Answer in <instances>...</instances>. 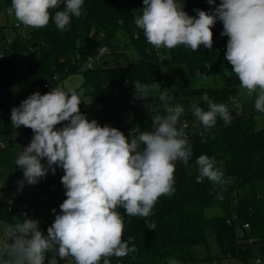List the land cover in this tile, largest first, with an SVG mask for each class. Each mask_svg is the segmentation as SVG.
<instances>
[{"label":"clouds","instance_id":"obj_1","mask_svg":"<svg viewBox=\"0 0 264 264\" xmlns=\"http://www.w3.org/2000/svg\"><path fill=\"white\" fill-rule=\"evenodd\" d=\"M62 2L64 9L53 15L52 10ZM84 3L11 0L8 13L26 28L42 29L53 21L63 32L73 17L82 15ZM207 3L215 5L211 12L196 9L197 15L190 16L179 0H143L144 7L134 23L157 49L183 46L197 52L201 45L212 49V28L221 21V35L228 37L225 59L240 87L249 96L256 94L255 109L264 113V0ZM133 84L138 100L159 92L164 114L152 117L150 131H131L126 136L115 127L90 121L81 113L82 100L77 92L61 87L43 95L37 91L11 109V127L23 126L34 133L15 159V165L23 170L18 191L25 183H38L49 170L55 174L59 167L64 172L61 183L66 199L59 205L60 213L55 214L47 235L40 230L38 220L26 214L18 219L0 242V264H45L49 253L48 264H58L57 257L69 264H111L112 257L119 259L136 251L134 244L129 246L135 237L123 238L124 216L118 209L123 208L130 217H149L161 197L175 192L176 162L187 166L193 153L184 128H178L183 106H172L174 97L155 82L149 85L137 80ZM201 99L207 103V110L198 106L199 102H192L191 109L203 127H214L218 117L225 124L231 122L225 104L214 102L207 93ZM195 163L197 183L205 178L214 186L225 183L215 159L200 155ZM153 228L150 224L149 229Z\"/></svg>","mask_w":264,"mask_h":264},{"label":"trees","instance_id":"obj_2","mask_svg":"<svg viewBox=\"0 0 264 264\" xmlns=\"http://www.w3.org/2000/svg\"><path fill=\"white\" fill-rule=\"evenodd\" d=\"M220 0H216L218 5ZM143 0H85L82 15L73 17L66 30H58L53 21L42 29H28L25 39L15 36L11 50L20 54L30 51V63H12L7 56L0 58V106L10 109L11 85L19 84L22 101L38 90L42 95L51 91L69 75L81 73L87 93L92 96L88 108L108 110V117L129 108L132 119L125 124L123 133L128 136L132 131L139 133L152 130V117L157 113L164 114L159 94L149 95L144 101L135 99L134 81L152 84L161 80L162 67L180 65L185 67L186 78L177 79L168 76L167 82L175 85V90L168 92L174 97L172 106L180 104L184 113L182 120L193 121L191 101L199 102L198 106L207 110V103L202 99L205 93L216 103L225 104L232 120L229 124L217 118L214 127L205 128L200 122V129L189 131L188 140L192 148L189 164L195 163L200 155H207L217 162L225 164V183L214 186L207 178L202 183L196 182L198 171L188 172L187 166L176 162L175 192L163 196L155 205L152 214L145 218L130 217L123 208L118 209L124 216V240L135 237L129 246L135 245L136 251L123 258H111V264H168L175 258L182 264H200L211 260V256L200 258L196 254L199 247H208L209 238L214 236L220 249V257H234L243 264H253L259 255H264V195L257 191L259 183H264V126L258 127L254 111L237 114L236 96L243 89L238 78L232 72L225 76L221 85L195 88L192 81L204 77H216L225 67L224 54L220 46H227V36H222L223 24L217 20L212 28L213 47L211 50L203 45L193 52L183 46L175 49H157L150 45L141 29L135 26L134 20L140 15ZM215 5L207 0H187L184 8L190 16H196V9L211 12ZM64 9L63 2L55 11ZM0 27V53L7 52V45H1L8 36ZM14 30H17L13 26ZM121 30L127 32L130 44L138 53L137 61L130 60L125 65L108 64L96 69H84L82 64L73 63L77 55L87 56L114 39ZM37 43L36 47L33 45ZM165 56L166 58H163ZM201 75L197 77L196 73ZM127 81V83H126ZM235 102V103H234ZM11 126V119H10ZM18 137L11 139L0 154V168L7 167L12 175V188H18V181L23 180V170L15 165L9 152L17 143L24 144L33 131L26 127L16 129ZM201 132L205 136L201 135ZM62 184V183H61ZM29 186L25 183L24 187ZM249 188V197L238 198L234 193ZM238 199L233 207L232 199ZM66 199L62 185V196L59 204L45 217H39L40 230L47 235V228L54 221L55 214L60 213L59 205ZM13 205V204H12ZM0 205V221L9 220L14 227L16 221L24 218L15 217ZM219 208L222 213L209 217L206 211ZM234 210L242 222L250 224L246 241L240 239L234 226L227 224V218ZM154 225L152 230L149 225ZM47 254L45 264L51 259ZM58 264H69L60 260Z\"/></svg>","mask_w":264,"mask_h":264},{"label":"rangeland","instance_id":"obj_3","mask_svg":"<svg viewBox=\"0 0 264 264\" xmlns=\"http://www.w3.org/2000/svg\"><path fill=\"white\" fill-rule=\"evenodd\" d=\"M10 6H11V0H0V25H4V26L8 27L7 29L9 30L10 33H8V31H7V33H8L7 36H9V37L14 36L13 32H11V30H10V27L13 28V26H15L16 24H19L14 19L13 16L9 15L8 8ZM183 6L185 8L187 6V3L185 2ZM24 28H26V27H24ZM26 29L31 30V28H26ZM118 35L119 36H116L114 39H112V42L110 41L107 44L110 52H109V54L104 56L103 63L105 61L115 57L116 54L114 52V49H116L117 46H121L118 49H120L122 52H121V54L118 55L119 58L115 64L120 65V66L125 65L126 63L130 62L129 61L130 55L133 57L134 61H137L139 59L138 53L136 52L135 48L130 44L129 38L127 36V32L125 30H121ZM5 44H6L5 39H3L1 42V45H5ZM30 58H31L30 51H26L23 54L22 67L23 66L26 67L30 63ZM163 58H166V57L163 56ZM224 63H225L224 69L216 77H208V78H205V79L200 80V81L194 80V81H192L191 86H193L195 88H204V87H212V86L221 85L223 83L224 77L232 74V66L225 59V54H224ZM170 75H175V77L177 79H183V78L187 77L184 66H180V65H165V66H163L161 79L166 80V84L160 85L159 80H157L155 83H157L162 90H167L168 92L175 90V85L169 81L167 82L168 76H170ZM60 83H59V85H60ZM149 85H151V84H149ZM157 94H159V92H153L150 95H157ZM200 99H201V97H196L195 101H198ZM255 99H256L255 93L253 95L249 96L247 91L245 89H242L239 92L238 96H236L235 102L237 103V105H236L237 107L239 105H241L242 110H244V113L249 112V111H254L255 117L258 121V127H263L264 126V121H263L264 120V114L258 113L257 110L255 109V107H254ZM20 101H21V94H20L19 85H18V83L13 82L11 85V104L14 102L18 103ZM192 102L193 101H191V103ZM80 110H81V113H82V111H84V109H82V108H80ZM103 114H105V112L102 109L97 108V110H93V109L90 110L89 112H87L86 115H88L87 117L89 118L90 121L94 119L101 126L107 125V126L115 127L119 130H123L124 124L128 123L132 119V113H131L129 108H125L120 113L114 114L110 120L104 119L105 117H103ZM84 115H85V113H84ZM16 134H17V132L15 131L12 133V136L16 135ZM216 166L225 175V164H224V162H217ZM187 170H188V172L198 171L196 163L188 164ZM10 180H11V176H10L9 170L8 169H6V170L0 169V192L8 190V189L4 190L3 187L5 185L9 186ZM257 191L260 194L264 195V183L258 184ZM250 194H251L250 189L245 188V189L239 191L238 193H234V196H236L238 198H244V197H249ZM53 197H54V199H53ZM53 197H52V201H49L50 204L52 202H54L57 198L55 196H53ZM206 213L209 217H212V216H216L218 214L220 215L222 213V211L219 208L214 207L210 210L208 209L206 211ZM3 226H5L4 228H7L9 226V224L7 222H4ZM1 230H2V227L0 225V236H1ZM215 249H217L216 240H215V237L211 236L209 238L208 247L203 246V247L197 248L196 254L198 257H200V256L202 257L203 255H210V254L212 256H214V254L217 255L219 253L217 250L214 253ZM168 264H182V263L179 262L175 258H171V259H169Z\"/></svg>","mask_w":264,"mask_h":264},{"label":"crops","instance_id":"obj_4","mask_svg":"<svg viewBox=\"0 0 264 264\" xmlns=\"http://www.w3.org/2000/svg\"><path fill=\"white\" fill-rule=\"evenodd\" d=\"M179 2L184 5L185 2L187 3V0H179ZM142 8L140 9V13L142 12ZM0 27H5L6 29L8 28L7 26H4V25H0ZM5 28L3 29V31L7 35L10 32L8 29L6 30ZM10 30H11V32H13V35H16L18 33V30H14L12 27H10ZM7 31H8V33H7ZM117 36H119V35H117ZM111 42H112V40H111ZM120 47L121 46H117V48L114 49V52L116 54L115 56H117V57L122 52L120 49H118ZM129 59L133 60V57L130 55ZM59 86L65 90L72 89V90H75L77 92V94L80 96V98L82 100L79 107L84 109V111H82V114L85 113L86 117L88 116V115H86L87 112H89L90 110H92V109L97 110V108H93V107L88 108V105L89 106L91 105L93 99H92V96L87 93V90H86L85 85H84V77L81 73H74V74L69 75L67 78H65L63 80V82L60 83V85L58 84L56 87H59ZM21 102H22V97H21V101L18 103L14 102L11 104V101H10V107H19ZM100 109H102L105 112V114H103V117H105L104 119L110 120L113 117V116L108 117V110L103 109V108H100ZM258 113H261V112H258ZM262 114H264V113H262ZM125 124H127V123H125ZM125 124H124V126H125ZM57 127L58 128L63 127V123L61 125H57ZM123 130H124V127H123ZM123 130H120V131L123 132ZM13 132H15V131H13L12 127L10 126V116H6L5 118H3L0 121V137H3V136L13 137V139L15 140V144H16V138L18 136H17V134L12 136ZM33 135H34V133L28 137V139L24 142V144L17 143L16 146L12 147V149L9 152V154H10L9 157H10V160L12 162H15V159L17 158L18 154L22 151V148L26 147L31 142ZM42 163L46 164V160L42 161ZM0 169H3V170L8 169L10 176H11L10 185L9 186L5 185L3 187L4 190H6V189H8V190L0 192V205H9V203H8L9 200L12 201L11 204H13V205L26 202V203L34 206L37 209V214L39 217H45L47 214L52 212L57 207V205L59 204V202L61 200V196H62L61 177L64 175V172L61 168L56 167L55 174H52L51 170H49V172L45 178L41 179L35 185H29V186L23 187V189L20 191H18V188H16V189L12 188V175H11L10 169L7 167L6 168L2 167ZM41 195H46V196L49 195L48 196L49 200L46 202L39 200V197ZM53 196H55L57 198L54 202H52L50 204L49 201H52ZM53 199H54V197H53ZM4 222H7L9 224V226L7 228H4L5 227V226H3ZM0 225L2 227L1 234L3 232L10 230L13 226L9 220L0 221ZM215 240H216V238H215ZM216 244H217V249L214 250V253L216 252V250L219 253L217 255L214 254V256H212L211 254L210 255H203L202 257L200 256V258H204L207 256L212 257L211 260L203 261L200 264H243L240 260H238L237 258H234V257L221 258L220 257V249H219V245L217 243V240H216ZM263 256L264 255L258 254V257L256 258V259H261L260 264H264V257ZM253 264H256V262L254 261Z\"/></svg>","mask_w":264,"mask_h":264},{"label":"built area","instance_id":"obj_5","mask_svg":"<svg viewBox=\"0 0 264 264\" xmlns=\"http://www.w3.org/2000/svg\"><path fill=\"white\" fill-rule=\"evenodd\" d=\"M14 27L17 28L18 33L14 36L7 38V40L5 41L6 42L5 45H7V52H1L0 58L7 56L8 59L12 63H22L23 62V55L15 52V51H12L11 50L12 49L11 44L14 41L15 36H17V35L22 39L27 38L28 37V29L24 28L20 24H16ZM220 51L224 53L226 51V46L221 45ZM109 52H110L109 47L107 46V43H105V44L101 45L95 53H92V54L87 55V56L77 55L75 58H73V63L82 64L84 69H96L99 67H103L104 66L103 58L105 55L109 54ZM165 84H166V80L161 79L160 85H165ZM41 89H42V86H40V85H38L36 88L37 91L41 90ZM12 108L13 107H10V109L7 110L3 106H0V121L3 118H5L6 116H11V109ZM237 108H238L237 114L240 115L244 112V110H242L241 105H239ZM182 127L184 128V132L188 138L189 131L193 132L197 129H200V124H199V121L195 120V119L193 121L183 119L182 120ZM16 129H18V128L12 127L13 131H16ZM201 135L205 136V134L203 132H201ZM17 136H18V132H17ZM11 139H13V137H9V136L0 137V144L3 145L2 147H0V154L2 153L3 150L6 149L8 143L10 142ZM39 200L46 202L49 200V197L46 195H41L39 197ZM237 203H238V199H236V198L232 199L231 205L233 207ZM5 208L7 209L8 212L13 213L15 215V217L24 218L23 216H24V214H26V217L30 218V219H38L39 218V216L37 214V209L34 206H32L26 202H23L20 204H14V205L9 204ZM227 224L230 226H234L236 229V233H237L238 237L240 239H243L244 241H246V233H247L248 229L250 228V224L247 222H242V220L240 219L238 214L233 209L231 210V214L227 218ZM12 229H13V226L10 230L3 232L1 234L0 242H2L3 240L6 239V237L11 232ZM257 260H259L261 263V259H256L255 262Z\"/></svg>","mask_w":264,"mask_h":264},{"label":"water","instance_id":"obj_6","mask_svg":"<svg viewBox=\"0 0 264 264\" xmlns=\"http://www.w3.org/2000/svg\"><path fill=\"white\" fill-rule=\"evenodd\" d=\"M36 46H37V43H35V44L33 45V47H36ZM117 61H118V57L115 56L114 58H111V59L105 61V62H104V66H107L108 64H115Z\"/></svg>","mask_w":264,"mask_h":264}]
</instances>
